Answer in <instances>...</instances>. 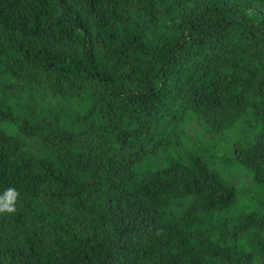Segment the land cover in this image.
Returning a JSON list of instances; mask_svg holds the SVG:
<instances>
[{"label":"trees","instance_id":"1","mask_svg":"<svg viewBox=\"0 0 264 264\" xmlns=\"http://www.w3.org/2000/svg\"><path fill=\"white\" fill-rule=\"evenodd\" d=\"M9 187L0 264H264V0H0Z\"/></svg>","mask_w":264,"mask_h":264},{"label":"clouds","instance_id":"2","mask_svg":"<svg viewBox=\"0 0 264 264\" xmlns=\"http://www.w3.org/2000/svg\"><path fill=\"white\" fill-rule=\"evenodd\" d=\"M17 193L11 187H9L2 196H0V201L3 202V206L0 207V211L11 212L14 211L12 202L14 201Z\"/></svg>","mask_w":264,"mask_h":264}]
</instances>
